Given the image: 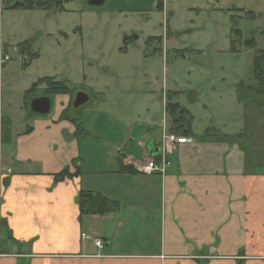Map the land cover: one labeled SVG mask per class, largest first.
<instances>
[{
	"label": "rangeland",
	"instance_id": "obj_1",
	"mask_svg": "<svg viewBox=\"0 0 264 264\" xmlns=\"http://www.w3.org/2000/svg\"><path fill=\"white\" fill-rule=\"evenodd\" d=\"M89 1L73 0L63 13L0 5V138L8 128L13 138L24 134L34 117L27 93L39 84L29 99L42 98L40 82L53 78L74 91L63 118L85 131L78 135L84 172L105 175L89 178L97 187L112 168V148L129 136L132 150L137 140H173L168 97L193 117L189 140L203 146L245 135L238 141L247 152L244 166L264 173V98L250 90L264 52V0ZM28 43L33 60L20 49ZM80 93L89 103L75 110ZM56 97L49 115L34 118L54 120ZM216 166L226 168L224 155Z\"/></svg>",
	"mask_w": 264,
	"mask_h": 264
},
{
	"label": "crops",
	"instance_id": "obj_2",
	"mask_svg": "<svg viewBox=\"0 0 264 264\" xmlns=\"http://www.w3.org/2000/svg\"><path fill=\"white\" fill-rule=\"evenodd\" d=\"M56 99L54 120L33 117L24 134L0 138V264H264V173L245 168L247 152L238 147L245 135H207L216 140L203 146L177 139V166L164 177L139 171L162 141L135 140L132 150L129 136L112 148V168L97 187L89 178L105 175L84 172L79 126L63 118L72 100ZM66 169L79 174L56 182ZM81 192L118 206L105 217H81ZM83 234L101 238L105 249Z\"/></svg>",
	"mask_w": 264,
	"mask_h": 264
},
{
	"label": "trees",
	"instance_id": "obj_3",
	"mask_svg": "<svg viewBox=\"0 0 264 264\" xmlns=\"http://www.w3.org/2000/svg\"><path fill=\"white\" fill-rule=\"evenodd\" d=\"M73 0H0V5L4 4L6 9L8 10H28V11H46L49 13H63L66 11V5L70 4ZM33 44H23L20 46L22 53H27L31 56V60L36 58L34 54L31 52V47ZM29 65V64H28ZM255 80L256 86L251 87L250 90L254 95L260 96V98H264V52L259 53V57L257 59L255 65ZM40 84H44L46 86V91L44 92V96L48 97L52 101V97H56L59 95H73L74 91H72L66 84L56 81L55 79H43ZM39 84H36L32 90H30L26 95V106L28 109V117L36 116L31 110V103L34 99H29L36 93ZM43 96V97H44ZM38 99V98H37ZM167 102L169 104L166 106L167 115L170 118V133L171 135H175L178 138H189L193 137V133L191 132V125L193 123V117L191 113L182 108L179 104L173 102V100L168 97ZM1 105V104H0ZM1 116V109H0ZM9 128L6 132H9ZM5 132L6 136L7 133ZM84 134L85 131L78 127L77 134L80 136ZM4 135L3 138L5 139ZM174 136V137H175ZM3 139V140H4ZM161 148V147H160ZM158 154L156 155V158ZM122 165V163H121ZM122 171L131 170L128 167H124L122 165ZM79 170L76 174H71L69 169L64 170L62 173L56 176V182H63L66 179H72L78 176ZM77 204L79 206L81 217H105L112 212H115L118 204L113 202L105 197H103L99 193L93 192H81L77 199Z\"/></svg>",
	"mask_w": 264,
	"mask_h": 264
},
{
	"label": "built area",
	"instance_id": "obj_4",
	"mask_svg": "<svg viewBox=\"0 0 264 264\" xmlns=\"http://www.w3.org/2000/svg\"><path fill=\"white\" fill-rule=\"evenodd\" d=\"M2 63L3 62L0 64ZM177 139L178 138L173 137L172 140L168 135L164 134L161 148L158 152V158H152L149 161L147 160L145 164L140 167L139 171L143 174H158L164 177L173 166V162L169 160V156L174 153V146L177 144ZM155 160H159V162ZM82 240L92 242L94 246L101 251L105 249V243L103 240L95 235L83 234Z\"/></svg>",
	"mask_w": 264,
	"mask_h": 264
},
{
	"label": "water",
	"instance_id": "obj_5",
	"mask_svg": "<svg viewBox=\"0 0 264 264\" xmlns=\"http://www.w3.org/2000/svg\"><path fill=\"white\" fill-rule=\"evenodd\" d=\"M106 0H90L89 5L91 7H102L104 6ZM89 103V99L84 93H80L76 97V101L74 103V108L79 109L80 107ZM31 110L40 116H47L52 111V101L48 97H42L35 99L31 103Z\"/></svg>",
	"mask_w": 264,
	"mask_h": 264
}]
</instances>
